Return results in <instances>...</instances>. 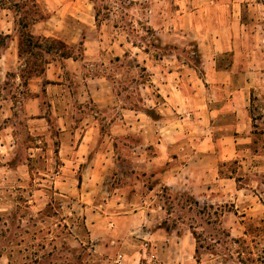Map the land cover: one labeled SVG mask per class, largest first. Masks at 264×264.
<instances>
[{
	"label": "rangeland",
	"instance_id": "1",
	"mask_svg": "<svg viewBox=\"0 0 264 264\" xmlns=\"http://www.w3.org/2000/svg\"><path fill=\"white\" fill-rule=\"evenodd\" d=\"M36 1L44 19L33 33L62 39L76 59L48 54L46 71L23 85L15 14L0 8V264H264V6L243 7L252 45L246 70L226 86L242 88L228 112L216 108L225 90L214 88L224 89L225 77L203 73V127L198 115L184 123L185 111L172 109L166 73L192 67L202 75L203 65L214 72L235 60L234 50L219 52L223 7L97 0V20L92 0ZM201 7L213 17L200 40L204 58L196 35L175 27ZM137 21L161 48L146 46ZM190 132L219 140L205 180L196 173L190 190L142 173V153L154 155L166 135L179 140L173 151L191 147L192 155Z\"/></svg>",
	"mask_w": 264,
	"mask_h": 264
},
{
	"label": "crops",
	"instance_id": "2",
	"mask_svg": "<svg viewBox=\"0 0 264 264\" xmlns=\"http://www.w3.org/2000/svg\"><path fill=\"white\" fill-rule=\"evenodd\" d=\"M254 3L255 4L251 3L250 0H218V2L211 0V2H209L210 6H212V4H217L223 7V12L219 14L217 21L221 24L220 29H222V27H227L228 30L223 32V34H220L219 41H221V38L223 39L222 44L220 42V46L222 49H220L219 52L228 50L235 51V60L231 62L229 66L218 69L215 68V71L213 72L211 69V71H207L205 66L203 65L204 71L202 72V75H199L198 71L192 67L187 70L186 73L180 70L167 71L166 79L169 81L168 84H165V88L168 92L167 96H169V98L171 99V104L173 106L172 109L176 111H185V114L183 116V121H185L184 123H190L191 117L198 115V119L196 118L195 120H199L201 123H199L198 125H201L204 124V118L206 120V116H208V113L206 111L209 108L208 92L210 88H208L209 80L205 79V75H203L204 72L207 75L211 74L212 77H225V79L223 80L225 82L224 89H221V87H214L218 91L225 90V95L220 99H217L220 103L224 102L225 104L216 106V108L220 112H228L230 110L226 107L228 103H231L230 95L240 91L242 88L241 86L236 87L234 88V90H231V92H228V88H226V86L229 82L231 83L233 77L236 78L240 75V73H243V71L246 70L245 65L247 60L245 59V55L248 52L245 51L244 47L245 45H247L248 47H251L252 45V42L250 45L249 42L245 40V37L249 35V33H247L248 30L246 27L248 25V22L243 20L242 10L243 7H246L247 5L264 6V2L262 1ZM229 8L230 10L232 9L233 12H230ZM205 9L207 8L201 7L195 9L193 12H191V10H189V12H184L179 16V21L175 23V27L178 26L180 33H182L183 35H196V38L199 40L198 49L201 54L203 50L201 49L200 40L202 38H205L204 34L207 33V30H210L209 28L205 27V23L207 22L211 24V21L213 20L212 15L207 14ZM258 46L259 49L257 48V50L253 49L251 51V54L253 56L261 53L262 47L260 45ZM201 57L204 58V54H202ZM248 59H250V57H248ZM243 63H245L244 66ZM236 73H239V75H237ZM227 92L228 95H226ZM200 116L203 117V120L200 118ZM126 121L127 123L125 125L130 126L131 124H134L133 122H130L131 120ZM114 124L115 123L113 122V125ZM140 126H144V123ZM203 127H205V124L203 125ZM142 131L143 132H141V134L143 135H145V132H147L146 129H143ZM173 135L169 134L164 138H159V140L157 141V145L159 146V148H157L154 155L146 157L142 153L143 160L146 162L145 166L142 167V173L146 175H153L159 182H161V184H164V186L173 188L186 185L191 190V181H193L196 176H198V173H200L199 178L203 176L204 180L206 179L207 172L211 170L210 167L213 166V161L214 157H216L215 154L217 151L216 149L217 144H219V140L216 139L213 142L211 134L202 136L194 135L196 137V140H194L190 132V134L188 135V140L190 142V146L192 145L193 149V154L191 155V147H189L187 151H184L185 149H183V147H180L179 150L183 151L179 153L173 151V147L179 141H171ZM165 138H168L167 142H165ZM222 139H224L223 141L225 142L229 141L228 137ZM160 143L162 144L160 145ZM145 202L147 201L145 200ZM143 211L147 216V207H145Z\"/></svg>",
	"mask_w": 264,
	"mask_h": 264
},
{
	"label": "trees",
	"instance_id": "3",
	"mask_svg": "<svg viewBox=\"0 0 264 264\" xmlns=\"http://www.w3.org/2000/svg\"><path fill=\"white\" fill-rule=\"evenodd\" d=\"M92 1L96 11L95 15L98 20L101 9L97 4V0ZM259 1L264 2V0ZM0 8L10 9L15 14V21L19 32L18 56L23 61L19 75L23 85L27 86L29 79L41 75L46 71L47 65L51 62L47 57L48 54L52 55L55 53L62 59H76V56L74 55L75 48L62 39L35 35V33H33L31 27L44 19V14L40 10L36 0H0ZM137 23L141 25V29L147 34L146 38L148 41L145 42L146 46L161 48L160 45H158L159 39L154 34L153 28L144 25L140 21H137ZM123 27L131 32H134L135 30L137 31V28L131 22L123 25ZM82 44L83 42H81L80 45ZM117 59L119 60L120 58L117 57ZM57 83V81L46 80L45 84ZM131 109L133 108L131 107ZM49 206L50 205H48V207ZM67 226L68 225L65 224V228H67ZM54 230H57V228L51 229L50 232H55ZM193 233L196 234L195 231H193ZM55 236H58V234H55ZM228 236H230V234H228ZM35 262L40 263L39 259H35Z\"/></svg>",
	"mask_w": 264,
	"mask_h": 264
}]
</instances>
